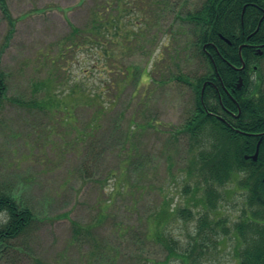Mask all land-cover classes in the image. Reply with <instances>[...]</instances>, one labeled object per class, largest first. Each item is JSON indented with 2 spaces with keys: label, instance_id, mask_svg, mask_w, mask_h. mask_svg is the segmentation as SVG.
Masks as SVG:
<instances>
[{
  "label": "rangeland",
  "instance_id": "obj_1",
  "mask_svg": "<svg viewBox=\"0 0 264 264\" xmlns=\"http://www.w3.org/2000/svg\"><path fill=\"white\" fill-rule=\"evenodd\" d=\"M105 1L8 0L17 22L10 40L0 11V69L8 84L0 107V192L33 214L30 228L2 249L0 264H180V254L196 244L203 264H236L234 235L196 236L203 191L188 175L195 151L183 127L196 101L178 77L194 81L204 74L185 21L205 0L149 2L139 21L159 29V42L118 52L121 71L135 69L133 81L120 84V76L91 70V52L76 54L60 71L50 58L70 26L84 27ZM258 67L252 80L264 93V59ZM108 79L112 86L98 104L104 115L95 122L98 109L89 95ZM76 85L85 86V94L68 96ZM50 91L64 105L42 108ZM221 193L218 213L232 225L246 207V193L236 181ZM181 209L191 215L175 212ZM7 221L1 213L0 226ZM73 222L89 232L76 236ZM165 238L179 257L168 256Z\"/></svg>",
  "mask_w": 264,
  "mask_h": 264
},
{
  "label": "trees",
  "instance_id": "obj_2",
  "mask_svg": "<svg viewBox=\"0 0 264 264\" xmlns=\"http://www.w3.org/2000/svg\"><path fill=\"white\" fill-rule=\"evenodd\" d=\"M158 1L106 0L104 7L97 6L84 27L70 26V33L50 60L60 71H65L67 65L74 63L72 59L76 54L91 52L96 57L91 70L107 73L113 80L120 76V84L133 81L135 69L128 66L126 72L121 71L122 55L118 52L127 53L133 46L142 47L150 39L156 44L159 42V29L139 21V16L143 19L146 15L149 2ZM0 11L8 23L7 40H10L17 22L8 0H0ZM186 18L192 50L204 68V74L194 81L178 77L192 87L196 101L183 127L189 136V148L195 151L188 175L197 180L203 191L204 213L198 220L196 236L234 235L239 242L236 264H264V93L257 80H252L253 73L260 71L259 62L264 59V0H205L200 10L189 13ZM168 44L169 41L163 44L166 51ZM243 65L244 70L237 69ZM143 72L150 76L147 68ZM58 77L52 79L60 87ZM240 79H243L241 89L238 88ZM111 86L108 79L89 95V105L98 109L93 117L95 122L104 115V109L98 104ZM7 91L6 75L0 69V107ZM84 91H87L85 86L76 85L67 95H83ZM117 95L114 94L109 105L115 103ZM64 102L50 91L42 98L41 107L56 108ZM258 145V158L254 160ZM233 181L246 193V207L231 225L218 213L217 205L222 198L221 188ZM175 212L191 215L189 209ZM1 213L7 214L8 221L0 226V258L2 249L24 234L33 221L30 208L9 192H0ZM73 227L76 236L89 232L87 226L77 222H73ZM164 240L168 256L179 257L173 240ZM197 247L198 244L182 252L180 264H203L201 250Z\"/></svg>",
  "mask_w": 264,
  "mask_h": 264
},
{
  "label": "water",
  "instance_id": "obj_3",
  "mask_svg": "<svg viewBox=\"0 0 264 264\" xmlns=\"http://www.w3.org/2000/svg\"><path fill=\"white\" fill-rule=\"evenodd\" d=\"M244 68H245V65H243L242 68H240L239 70H243ZM242 85H243V80L240 79V80H239V88H241ZM205 86H206V85H205ZM258 154H259V145H258L257 152H256V154H255L254 157H253L254 160H257V158H258Z\"/></svg>",
  "mask_w": 264,
  "mask_h": 264
},
{
  "label": "flooded vegetation",
  "instance_id": "obj_4",
  "mask_svg": "<svg viewBox=\"0 0 264 264\" xmlns=\"http://www.w3.org/2000/svg\"><path fill=\"white\" fill-rule=\"evenodd\" d=\"M259 51H261V50H259Z\"/></svg>",
  "mask_w": 264,
  "mask_h": 264
}]
</instances>
